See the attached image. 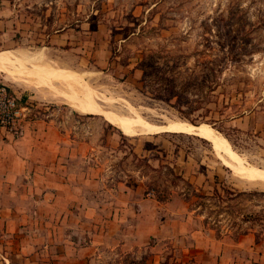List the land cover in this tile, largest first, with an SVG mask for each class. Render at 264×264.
<instances>
[{"label": "rangeland", "instance_id": "rangeland-1", "mask_svg": "<svg viewBox=\"0 0 264 264\" xmlns=\"http://www.w3.org/2000/svg\"><path fill=\"white\" fill-rule=\"evenodd\" d=\"M7 51L75 77V93L87 89L105 112L137 113L159 126H210L245 167L264 172V0H0V53ZM24 61L11 76L0 70V85L30 108V118L53 120L82 147L73 170L98 175L84 184L93 213L105 218L118 183L143 185L165 201L181 196L193 211L186 221L193 233L179 236L170 228L176 205L157 209L149 237L128 223L126 233L99 240L94 264H225V240L256 230L260 241L264 182L237 175L197 136H135L81 113L62 80L35 89ZM88 219L49 245L45 226L8 225L0 216V264H67L66 233L73 247H87L102 229L103 220Z\"/></svg>", "mask_w": 264, "mask_h": 264}, {"label": "crops", "instance_id": "crops-1", "mask_svg": "<svg viewBox=\"0 0 264 264\" xmlns=\"http://www.w3.org/2000/svg\"><path fill=\"white\" fill-rule=\"evenodd\" d=\"M27 108L18 133L0 127V216L7 218L8 225L45 226L47 242L51 245L59 242L63 228H73L75 223L96 215V224L103 220L102 229L96 230L95 241L90 246L73 247L71 235L66 233L63 255L67 264H90V261L94 264L98 245L103 244L99 240L126 233L128 223H132L131 227L142 238L149 237L156 227L157 209L169 210L170 205H176L172 212L176 218L170 225L172 232L178 236L193 233L186 223L193 211H189L181 196L178 203L173 201L175 195L160 202L143 185L113 186L109 190L113 199L101 220L100 213L97 209L93 213L84 195V184L98 175L73 170V159L77 153L83 154L82 147L74 148L73 140L53 120L30 118ZM183 205L186 207L181 209ZM74 206L80 210L79 218L74 217ZM84 225L81 222L80 227ZM256 236L253 230L241 234L234 243L225 240V264H264V233L259 236L260 241Z\"/></svg>", "mask_w": 264, "mask_h": 264}, {"label": "bare ground", "instance_id": "bare-ground-1", "mask_svg": "<svg viewBox=\"0 0 264 264\" xmlns=\"http://www.w3.org/2000/svg\"><path fill=\"white\" fill-rule=\"evenodd\" d=\"M24 60L29 61L32 64L31 67L33 68L35 74H31H34V79L30 77L29 82L32 83L31 81H35V89H40L45 82H51L52 80L57 81L59 79L62 80V82L65 83L66 86L68 85L70 87L71 92H73V96L69 98L72 103V106L81 113L87 115H101L108 122L119 128L121 131L133 133L135 136L156 135L163 132L183 133L197 136L210 142L216 148L217 154L220 156V158H222L224 162L223 164L233 170L237 175L250 182H264V172L261 170H255L245 167V164H243V160L239 158V155L235 154L231 149L230 143L224 138V136L219 134L210 126L201 125L195 127L183 122H171L166 126H159L149 123L137 113L135 114L134 118H127L105 112L99 107V105H97L92 100L91 94L87 89L84 90L85 93L83 94V96H78V94L75 93V87L77 88L76 84H78L75 77L69 74H64V72H57L52 68L50 69L42 63L43 61L41 58L31 57L23 59L20 58L17 53H12L9 51L1 52L0 70L6 73L7 75L11 76V70L13 68H16L18 64L25 62ZM62 82L59 83L62 84ZM24 83L28 82L24 81Z\"/></svg>", "mask_w": 264, "mask_h": 264}, {"label": "built area", "instance_id": "built-area-1", "mask_svg": "<svg viewBox=\"0 0 264 264\" xmlns=\"http://www.w3.org/2000/svg\"><path fill=\"white\" fill-rule=\"evenodd\" d=\"M28 108L5 85H0V127L12 133L20 131V122L26 117Z\"/></svg>", "mask_w": 264, "mask_h": 264}, {"label": "trees", "instance_id": "trees-1", "mask_svg": "<svg viewBox=\"0 0 264 264\" xmlns=\"http://www.w3.org/2000/svg\"><path fill=\"white\" fill-rule=\"evenodd\" d=\"M157 200L160 201V202L165 201V200H163V199H161V198H157Z\"/></svg>", "mask_w": 264, "mask_h": 264}]
</instances>
